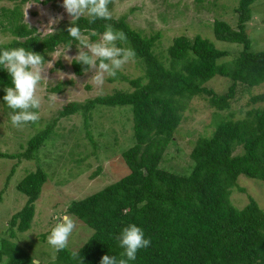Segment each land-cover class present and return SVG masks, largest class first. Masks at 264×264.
I'll return each instance as SVG.
<instances>
[{
  "label": "trees",
  "instance_id": "trees-1",
  "mask_svg": "<svg viewBox=\"0 0 264 264\" xmlns=\"http://www.w3.org/2000/svg\"><path fill=\"white\" fill-rule=\"evenodd\" d=\"M34 1L46 4L50 0ZM253 2L238 1L234 8L235 27L223 19L212 21L215 39L241 45L238 54L225 63L219 59L228 52L200 34L192 38L175 36L163 54L155 51L159 32L143 34L131 28L124 17L89 23L87 15H83L75 22L82 34L92 40L109 25L114 31L123 32L126 40L117 41V45L134 51L144 73L134 78L122 77L131 90L118 89L83 102L66 103L57 116L28 139L24 150L0 152V157L33 158L54 132L58 119L75 113L82 115L86 135L93 143L88 130L92 110L98 105L129 107L134 143L121 152L123 162L116 168L122 169L123 174L120 172L97 191L72 199L66 208L67 214L92 229L76 249L82 264H100L105 254L119 258L123 249L117 237L129 224L139 226L145 238L151 240L150 246L138 250L136 259L129 264H264V211L252 197L241 208L230 200L239 175L264 182V89L252 92L264 85V50L252 49L246 29ZM0 23L14 36L3 47H24L44 59L58 46L78 43L68 35L70 21L51 32L54 34L41 35L22 21L18 6L0 8ZM71 65L76 75L83 74L87 67L75 62V58ZM215 75L227 79L224 92L217 93L206 86ZM11 86L9 73L0 66V101L13 112L3 100L4 89ZM240 86L242 93H248V102L257 105L235 119L231 100ZM60 89L59 84L50 88ZM195 95L204 96L212 110L210 131L194 141L187 172L166 170L160 162L181 123L188 99ZM46 180L47 172L37 166L16 184L26 201L8 220L6 233L10 238L30 228L34 203ZM10 238H1L2 264H31L33 257ZM72 251L55 250L52 259L39 260V264H80L81 258H73Z\"/></svg>",
  "mask_w": 264,
  "mask_h": 264
},
{
  "label": "rangeland",
  "instance_id": "rangeland-1",
  "mask_svg": "<svg viewBox=\"0 0 264 264\" xmlns=\"http://www.w3.org/2000/svg\"><path fill=\"white\" fill-rule=\"evenodd\" d=\"M238 1L111 0L108 8L112 18L124 17L131 28L143 34L159 32V38L155 42L156 52L165 54L166 47L177 35L184 34L192 38L200 34L212 41L215 47L228 52L219 59L220 63H225L238 54L241 45L215 39L212 21L215 18L223 19L235 27L234 8L238 6ZM62 4L63 0H50L46 4L34 0H0V8L11 9L18 6L22 21L28 26H34L41 35L55 32L71 20ZM251 10V19L246 23L251 47L255 51L264 50V0H254ZM50 20L55 22L49 24ZM3 26V23H0V38L9 41L14 36ZM82 35L90 43L98 42L102 36L100 34L97 39L92 40L87 34ZM68 47L58 46L44 60L48 79L42 80L37 88V95L42 98L41 107L35 110L40 116L37 123H29L21 128L14 127L9 118L13 112L6 109L0 101V152L15 153L24 150L28 139L51 118L57 116L66 103L83 102L118 89L131 90L128 81L122 77L134 78L144 73L142 65L134 56L118 70L115 77L106 78L100 89L91 78L95 70H86L87 72L84 71L81 75L73 72L71 61L77 55V47L80 45L75 43L74 46ZM57 84L61 89L51 91L50 88ZM206 86L221 93L227 89L228 81L225 77L215 75L206 82ZM241 88L242 86L236 89L231 100L235 119L243 116L246 109L257 105L248 102L249 95L245 91L242 93ZM263 89L262 84L252 92H260ZM204 100V96L200 95L188 99L187 107L182 111L181 123L160 162V166L166 170L176 173L189 170V154L194 141L200 134H207L211 128L209 123L212 110ZM131 117L128 106L98 105L91 112L88 126L93 143L86 135L82 115L75 113L58 119L54 132L36 151L33 158L17 160L0 157V190H3L0 197V242L2 237L10 238L6 233L8 220L26 201V196L16 189V184L28 172L40 166L47 172V180L34 203L35 213L31 226L26 231L17 232L16 237L10 239L20 244L34 259H52L55 249L47 242V236L58 222V218L68 215L77 225L69 238L68 248L76 250L80 247L90 236L92 229L82 220L67 214V205L72 199H79L97 191L119 176L122 169L116 167L123 162L121 152L134 143ZM13 164H16V167L6 183ZM236 182L237 185L230 194L231 202L241 208L249 201V197H252L264 211V182L242 174Z\"/></svg>",
  "mask_w": 264,
  "mask_h": 264
},
{
  "label": "clouds",
  "instance_id": "clouds-1",
  "mask_svg": "<svg viewBox=\"0 0 264 264\" xmlns=\"http://www.w3.org/2000/svg\"><path fill=\"white\" fill-rule=\"evenodd\" d=\"M110 2L111 0H63L62 4L71 17L70 26L67 28L68 35L80 45L77 47L75 62L86 65L84 71L95 70L91 78L100 89L105 79L115 77L118 70L132 59L135 53L131 49L117 46V41L126 40V36L123 32L114 31L110 25L106 26L98 42L90 43L83 38L81 29L75 22L85 13L89 23H94L97 19H111L108 8ZM54 22L50 20L49 24ZM8 43L10 41L7 39L0 38V66L9 73L12 84L11 87L4 89L6 94L3 100L13 110L10 114L12 125L21 128L29 123L35 124L40 119L38 111H35L41 107L42 99L37 95V88L42 80L48 79L47 69L44 67L45 59L40 53L28 51L24 47H3ZM76 228L74 219L64 215L58 218V222L51 229L47 242L56 251L64 250L68 248L69 238ZM117 239L119 246L123 249L120 257L105 254L100 264H129L136 259L138 250L147 248L151 243L150 238H145L143 230L135 224L125 226ZM79 252L73 250L71 255L73 258L79 256L80 264H82ZM31 264H39V260L32 258Z\"/></svg>",
  "mask_w": 264,
  "mask_h": 264
}]
</instances>
